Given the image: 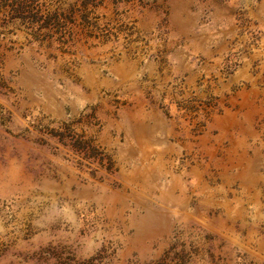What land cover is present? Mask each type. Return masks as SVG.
Masks as SVG:
<instances>
[{
	"label": "rangeland",
	"instance_id": "obj_1",
	"mask_svg": "<svg viewBox=\"0 0 264 264\" xmlns=\"http://www.w3.org/2000/svg\"><path fill=\"white\" fill-rule=\"evenodd\" d=\"M0 264H264V0H0Z\"/></svg>",
	"mask_w": 264,
	"mask_h": 264
},
{
	"label": "trees",
	"instance_id": "obj_2",
	"mask_svg": "<svg viewBox=\"0 0 264 264\" xmlns=\"http://www.w3.org/2000/svg\"><path fill=\"white\" fill-rule=\"evenodd\" d=\"M20 9H23L21 6H18L16 10H20Z\"/></svg>",
	"mask_w": 264,
	"mask_h": 264
}]
</instances>
